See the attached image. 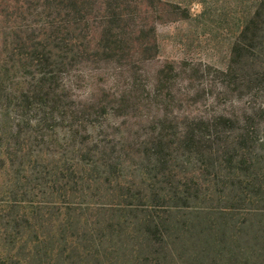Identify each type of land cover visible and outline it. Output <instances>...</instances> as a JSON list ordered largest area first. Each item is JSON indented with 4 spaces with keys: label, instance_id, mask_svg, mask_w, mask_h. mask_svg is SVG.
<instances>
[{
    "label": "trees",
    "instance_id": "trees-1",
    "mask_svg": "<svg viewBox=\"0 0 264 264\" xmlns=\"http://www.w3.org/2000/svg\"><path fill=\"white\" fill-rule=\"evenodd\" d=\"M1 2L0 264H264V0L153 70L162 1Z\"/></svg>",
    "mask_w": 264,
    "mask_h": 264
},
{
    "label": "rangeland",
    "instance_id": "rangeland-1",
    "mask_svg": "<svg viewBox=\"0 0 264 264\" xmlns=\"http://www.w3.org/2000/svg\"><path fill=\"white\" fill-rule=\"evenodd\" d=\"M0 0V24H11L7 18L13 9ZM162 1L163 20L157 22L159 53L149 63L153 70L165 60L197 58L218 67L228 64L227 24L233 9L244 8L245 0H156ZM182 2L181 7L179 4ZM226 14V15H225ZM8 19V21H7ZM2 35H0L1 44Z\"/></svg>",
    "mask_w": 264,
    "mask_h": 264
}]
</instances>
